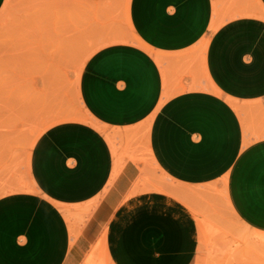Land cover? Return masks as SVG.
I'll list each match as a JSON object with an SVG mask.
<instances>
[{"label": "crops", "instance_id": "crops-1", "mask_svg": "<svg viewBox=\"0 0 264 264\" xmlns=\"http://www.w3.org/2000/svg\"><path fill=\"white\" fill-rule=\"evenodd\" d=\"M64 4L79 6L74 36L91 35V6L120 7L116 40L82 66L79 98L104 130L146 128L172 184L144 188L143 168L118 165L103 129L55 123L30 150L35 189L0 192V264H89L103 233L107 264H253L231 250L236 234L264 235V0ZM207 227L238 232L208 257Z\"/></svg>", "mask_w": 264, "mask_h": 264}, {"label": "rangeland", "instance_id": "rangeland-1", "mask_svg": "<svg viewBox=\"0 0 264 264\" xmlns=\"http://www.w3.org/2000/svg\"><path fill=\"white\" fill-rule=\"evenodd\" d=\"M43 1L44 4H36L37 0H8L0 10V192L35 189L28 169L30 150L51 125L80 121L105 129L84 110L78 94V79L88 56L116 40L118 22L123 23L120 7L108 5L102 14L91 6V35L74 36L68 26L79 27V6L64 4L68 0ZM70 15L73 19L69 23ZM101 18L107 28L103 35L99 30ZM111 130L103 132L118 165L127 160L138 163L143 168L144 188L150 182L172 184L159 175L161 170L148 148L146 128L139 131L138 127H131L123 135ZM4 176L8 179L4 180ZM77 216L69 213L67 220L72 223ZM234 231L238 232L223 227L205 228L208 257H212L213 244L227 240ZM103 244L104 233L93 249L96 257L89 264H107ZM244 251L256 257L251 263L264 264V235L253 231L250 241L236 234L231 252ZM235 262L245 263L244 260ZM228 263L231 262L204 260L199 264Z\"/></svg>", "mask_w": 264, "mask_h": 264}]
</instances>
